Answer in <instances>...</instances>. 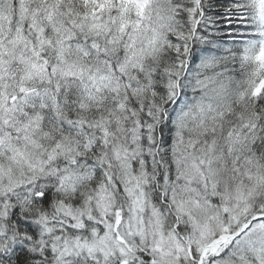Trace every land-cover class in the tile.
I'll return each mask as SVG.
<instances>
[{
  "label": "snow or ice",
  "instance_id": "1",
  "mask_svg": "<svg viewBox=\"0 0 264 264\" xmlns=\"http://www.w3.org/2000/svg\"><path fill=\"white\" fill-rule=\"evenodd\" d=\"M0 264H264V0H0Z\"/></svg>",
  "mask_w": 264,
  "mask_h": 264
}]
</instances>
